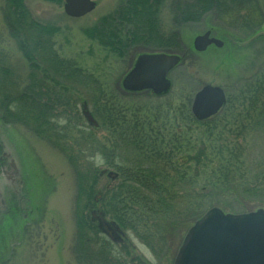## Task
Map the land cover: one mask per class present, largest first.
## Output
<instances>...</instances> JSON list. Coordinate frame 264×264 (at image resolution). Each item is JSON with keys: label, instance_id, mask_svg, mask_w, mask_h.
<instances>
[{"label": "trees", "instance_id": "trees-1", "mask_svg": "<svg viewBox=\"0 0 264 264\" xmlns=\"http://www.w3.org/2000/svg\"><path fill=\"white\" fill-rule=\"evenodd\" d=\"M44 1L55 4L64 2ZM4 2V21L30 67L28 83L21 91L6 97V120L24 124L37 136L48 140L66 155L72 166L77 191L74 252L78 262L127 264V259L132 257L134 250L126 241L124 230L133 228L138 231L136 222L146 221L143 218H146L148 213L167 215L178 208V199L184 198L186 193L177 188L183 183H194L188 176L189 171L183 166L194 160L200 167L204 162L203 158L207 157V148L200 147L197 154L188 156V159H173V153L167 151L170 143L166 142L165 145L166 140L156 134L152 121L137 115L129 117L125 106L112 96L95 75L87 72L75 60L58 54L54 49V36L61 29L58 25L43 23L33 17L26 0ZM166 2H170L174 12L173 20L178 26L205 21L210 13L215 12L217 18L228 21L232 19L233 26L237 23L235 18L243 24L237 23L239 28L251 26L247 30V37H255L260 32L261 24L257 26L256 22L248 21L250 14H261L257 0H126L113 12L101 16L95 24L85 28L84 32L109 54L119 58L127 55L128 71L141 53L179 54L182 59L170 72L172 73L184 63L189 54L193 55V52L188 45L182 43L177 32L166 35L162 31L161 11ZM263 22L264 20L260 23ZM208 24L211 23L206 22V26ZM216 28L214 24L208 27L213 34L218 33ZM243 41L241 39L234 44L239 46ZM176 47H181V52H178ZM150 48L152 49L149 50ZM54 74H59L60 79H56ZM122 79L120 85L117 83V88L123 96L151 93L152 96L160 97L171 91L170 89L161 95L150 90L128 91L123 88ZM240 96L242 109L238 113V109L234 110L238 103L227 98L226 104L216 115L196 122L207 126L213 133L219 130V127H228L225 125L228 122L226 117L219 118L220 113L226 111L230 115L229 120L233 117H243L242 120H234L236 124L230 126V131H238L237 135H242L244 141H250L255 134H264V83L259 80L248 84ZM190 99L191 97L187 99V103H190ZM79 101H82V105L87 104V101L93 105L92 114L97 119L98 126H88L91 128L89 131H85L82 123L78 109ZM187 103L183 102V106L190 120L194 122L191 106L187 107ZM102 127L108 130L107 141L97 137L95 132ZM246 144L247 142L245 145L239 144L232 150L224 143L219 145L218 153L226 149L230 157L215 171L217 183L213 187H202L200 192L190 199L189 207L183 211L184 219L189 216L194 223L206 210L214 206L232 213L264 208V202L254 205L245 203V198L255 200L252 196H264V152L256 163H249V148ZM98 156L116 169L115 178L108 176L107 172L111 170L97 166ZM106 175L109 181L100 188L101 179ZM215 188L221 191L215 193ZM101 190L104 209L100 211L106 218L109 215L111 220L118 223L125 233L123 240L109 239L102 233L97 221L91 217V211L98 202L95 196L99 191L102 193ZM226 194L233 201L222 200L221 197H226ZM216 197L217 199H214ZM235 202L240 204V207L232 205ZM257 202H260V199ZM178 225L175 224V227ZM139 237L156 256H159L157 245L162 240L165 242L162 237L156 239L151 231L140 232ZM121 242L123 245L119 249ZM92 244L97 247L93 248ZM138 260V264H148L142 257H138Z\"/></svg>", "mask_w": 264, "mask_h": 264}, {"label": "rangeland", "instance_id": "rangeland-1", "mask_svg": "<svg viewBox=\"0 0 264 264\" xmlns=\"http://www.w3.org/2000/svg\"><path fill=\"white\" fill-rule=\"evenodd\" d=\"M95 1L96 8L82 17L68 16L64 11V2L55 4L44 0H26V4L37 20L53 23L61 28L54 36V49L58 54L75 60L87 72L95 75L112 96L125 106L129 117L137 115L139 118L152 121L156 134L166 140L165 145L170 143L167 151L170 150L173 153V159H188V156H195L200 147L207 148V157L203 158L204 162L200 167L194 160H187L188 162L183 166L189 171L188 176L194 180V183H183L177 188H181L183 193H186L184 198L178 199V208L167 215L148 213L146 218H143L146 221L136 222L138 231L133 228L124 230L126 241L134 250L132 257H135H129L127 264H138V257H142L148 264H173L183 238L193 223L189 216L184 219L183 211L189 207L190 199H193L195 193H199L202 187L203 189L206 186L213 187L217 183L214 173L225 162L224 160L230 157L226 149L218 153L219 145L224 143L232 150L239 144L245 145L247 142L249 163H256L262 158L264 134H255L250 141H244L242 135H237L238 131H230V126L236 124L234 120H242L243 117H233L229 120V113L221 112L219 118L225 116L228 121L225 125L228 127H219V130L212 133L207 126L199 125L194 116L192 119L195 121L190 120L183 102L187 103V99L191 97L187 107L191 106L195 92L204 84L212 83L222 86L227 98L238 103V108H234V110L238 109L236 111L238 113L242 109L241 91L255 81L260 80L264 83V25L260 23L264 20V0H257L261 14L255 11L257 15L250 14L248 18L249 22H256L257 26L261 24L259 26L260 33H263L261 37H247L249 34L247 30L251 26L239 28L237 23L242 22L238 21V18H235L237 23L233 26L232 19L228 21L217 18L215 12L210 13L205 21L178 26L173 20L174 12L171 4L166 2L161 11L162 31L166 35L177 32L182 43L191 48L193 55L189 54L184 63L169 74L173 86L168 94L160 97L152 96L151 93L128 96L121 94L117 83L120 85L121 79L129 69L128 56L119 58L109 54L97 42L89 38L84 29L95 24L101 16L113 12L126 0ZM4 3V0H0V120L2 121L7 118L6 97L21 91L28 83L30 73L28 61L11 37L4 21L2 11ZM206 22L217 27L218 33L214 32L213 35L223 39L224 45L222 47L211 45L206 51L199 52L194 49L193 40L198 34L209 30L208 27L211 24L206 26ZM241 39L244 41L236 46L234 42ZM176 49L181 52V47ZM54 77L60 79L59 74H54ZM87 104L92 112L93 105L88 101ZM78 109L81 112L85 131L94 128L82 113V101H79ZM11 122L6 128L27 153L29 181L32 188L31 213H36L37 218L30 226L29 224L26 226L27 223L20 225L2 240L0 264H89L88 261L78 262L74 252L77 230L75 222L77 191L74 170L66 155L52 146L48 140L37 136L26 125ZM95 132L97 137L107 141L108 130L102 127ZM217 136L219 137L216 139ZM96 164L100 169L116 171L101 156H98ZM168 171L170 172V169ZM107 181H109L107 175L103 176L100 188H103ZM220 191L218 188L214 189L215 193ZM95 197L98 198L95 209L103 210L101 202L103 191L102 193L99 191ZM224 197L221 199L233 201L227 194ZM247 197L250 198V196ZM252 197H255V200L245 198V203L254 205L264 202V196ZM259 199L260 202H257ZM232 205L240 207L237 202ZM107 219L111 220L112 217L107 215ZM175 224L179 225L175 227ZM144 231H151L156 239L162 237L165 240L163 242L161 239L162 241L160 240L161 242L157 245L160 251L159 256H156L139 237V233ZM122 243H119V249ZM92 245L93 248L97 247L95 244ZM90 264H96V262L92 261Z\"/></svg>", "mask_w": 264, "mask_h": 264}, {"label": "water", "instance_id": "water-1", "mask_svg": "<svg viewBox=\"0 0 264 264\" xmlns=\"http://www.w3.org/2000/svg\"><path fill=\"white\" fill-rule=\"evenodd\" d=\"M96 6L95 0L64 1V11L71 17H82ZM211 45H224L211 30L198 34L193 40V47L199 52ZM181 59L176 53H141L124 75L123 88L165 94L172 86L169 73ZM226 102L224 88L207 83L195 93L191 111L197 120H206L216 115ZM82 113L91 125H98L86 103L82 105ZM107 174L110 178L117 176L115 171ZM91 217L111 240H123L124 231L115 221L106 219L102 211L92 210ZM173 264H264V208L242 213L226 212L217 206L209 208L188 228Z\"/></svg>", "mask_w": 264, "mask_h": 264}, {"label": "flooded vegetation", "instance_id": "flooded-vegetation-1", "mask_svg": "<svg viewBox=\"0 0 264 264\" xmlns=\"http://www.w3.org/2000/svg\"><path fill=\"white\" fill-rule=\"evenodd\" d=\"M10 123L0 120V243L17 227L30 226L37 218L31 213L27 153L6 128Z\"/></svg>", "mask_w": 264, "mask_h": 264}]
</instances>
